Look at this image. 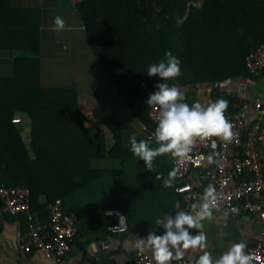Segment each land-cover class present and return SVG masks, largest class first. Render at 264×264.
Returning <instances> with one entry per match:
<instances>
[{"label": "trees", "instance_id": "trees-1", "mask_svg": "<svg viewBox=\"0 0 264 264\" xmlns=\"http://www.w3.org/2000/svg\"><path fill=\"white\" fill-rule=\"evenodd\" d=\"M74 7L98 68L139 124H150L145 101L158 82L144 72L164 58L166 50L181 61V74L169 84L187 87L253 77L245 58L264 45V0H81ZM37 29L11 43L12 74L0 75V185L27 187L30 212L42 223L48 221V206L55 200L71 213L72 201L84 189L96 191L106 209L118 208L132 219L157 195L142 188L130 191V185L140 181L134 177L121 179L113 170L93 167L94 161L105 159L134 164L127 160L133 156L130 148L121 144L122 133L131 127L103 106L96 108L93 119L113 138L107 148L103 131L87 125L79 90L42 86ZM222 98L228 102L224 112L239 110L236 98ZM20 115L29 122V141L20 122H12ZM142 133V139H148ZM173 180L182 208V197L175 192L179 180Z\"/></svg>", "mask_w": 264, "mask_h": 264}, {"label": "crops", "instance_id": "crops-1", "mask_svg": "<svg viewBox=\"0 0 264 264\" xmlns=\"http://www.w3.org/2000/svg\"><path fill=\"white\" fill-rule=\"evenodd\" d=\"M58 14L65 20V27L60 30L52 26L53 17ZM0 27V46L3 48L0 50L1 76L10 77L12 74L13 51L9 47L11 43L24 37L29 38L31 31L34 32L37 27L41 38L39 61L42 86L79 90V101L87 117V125L103 131L107 148L113 144L112 135L92 116L93 111L101 106L108 113L130 125L131 128L122 133L121 144L124 149L130 148L127 137L132 132L136 133L137 139L145 137L140 130V124L132 117L98 68L71 0H0ZM176 86L189 104L194 101L207 104L225 95L237 99L235 107L250 103L255 98L264 100V72L253 77L228 80L222 84L205 82L187 87ZM216 88L217 95L214 93ZM248 115L250 117L253 115L250 106ZM16 117L21 119L19 128L26 141H29L27 117L25 115ZM127 160L134 164L129 165L127 161L123 165L121 159L93 162L94 168L113 170L121 179L127 176L134 177L135 181L140 180L137 185H130V191L142 188L157 195L154 202L147 204L143 209L138 208L134 217L127 219L126 233L112 234L107 231L108 220L103 214L106 206L101 202L102 198L98 197L96 191L89 192L88 189H84L80 196L72 201L71 213L77 216V234L70 251L59 263L46 259L39 252L21 251L20 245L27 232L25 219L21 216L10 217L0 210V264H116L133 258L137 251H141L135 247L136 237H145L148 232L153 231L160 234L162 229L155 224V219L157 217L163 219L165 215L174 214L176 209L173 205L176 197L173 192L174 180L172 186L164 185V180L172 171L164 155L154 159L151 169L144 166V162L137 160L134 155ZM157 173H162V176L157 178ZM42 201L40 198V203ZM202 223V229L190 231L206 233L205 247L184 249L182 257L174 256L172 259L195 261L203 251H209L213 258H216L238 241L245 243L247 252L264 231L259 221L246 215L224 217L213 214ZM142 252L152 253V249L145 247Z\"/></svg>", "mask_w": 264, "mask_h": 264}, {"label": "built area", "instance_id": "built-area-1", "mask_svg": "<svg viewBox=\"0 0 264 264\" xmlns=\"http://www.w3.org/2000/svg\"><path fill=\"white\" fill-rule=\"evenodd\" d=\"M73 4L81 0H71ZM248 74L257 76L264 71V45H260L245 58ZM253 115H248V107ZM149 125L141 128L146 137L150 136L158 119V109L150 106ZM232 124L234 135L224 141L218 137L197 138L186 158L166 156L173 164L179 184L175 192L182 197L184 210L199 199L204 187L213 184L223 196L214 202V214L227 211L224 217L250 216L259 221L264 228V100L255 98L242 104L235 113L224 112ZM19 123V118L12 119ZM215 140V147L211 141ZM212 162H208V157ZM202 170V172H200ZM30 191L27 187H6L0 185V210L13 217H23L27 232L20 245L24 253L39 252L46 259L59 263L71 249L77 233V216L66 213L60 200L49 204V219L46 223L36 220L30 212ZM235 207L237 211L232 212ZM219 209L220 211H216ZM109 219L106 226L112 234L128 231L126 215L118 208L104 211ZM254 264H264V231L259 240L247 250ZM116 264H154L152 253L137 251L135 256ZM170 264H194V261L171 259Z\"/></svg>", "mask_w": 264, "mask_h": 264}, {"label": "clouds", "instance_id": "clouds-1", "mask_svg": "<svg viewBox=\"0 0 264 264\" xmlns=\"http://www.w3.org/2000/svg\"><path fill=\"white\" fill-rule=\"evenodd\" d=\"M52 26L56 30L65 27V20L61 15L53 17ZM181 61L171 50L164 52V58L147 66V76H155L158 82L155 90L148 94L146 103L158 109V119L150 136L156 142V146H150L152 141L137 139L136 133L132 132L127 137L130 151L142 160L144 166L151 169L154 159L163 154H170L176 158H186L192 150L197 138L218 137L227 141L234 135L232 124L224 116L227 108V100L217 98L207 104L194 101L191 104L185 101L184 94L169 80L181 74ZM141 128L146 127L140 124ZM215 140L211 145L215 147ZM208 157V162H212ZM176 175L175 170L170 171L168 178L164 180L165 186H172ZM162 173H157V178ZM223 194L209 183L199 196V199L191 203L190 210L181 208L179 201L173 207L174 214L165 215L163 219L157 217L155 224L162 229L160 234L155 231L148 232L145 237H136L135 247L143 250L145 247L152 249L154 264H170L171 259L180 258L184 255L183 250L188 248L205 247L206 233L204 231L192 232L191 229H202L203 221L214 214V202L220 200ZM220 211L219 209H215ZM232 212L237 211L235 207ZM221 215L226 216L227 211ZM245 243L238 241L223 251L218 257L213 258L209 251H203L194 261V264H252V257L245 251Z\"/></svg>", "mask_w": 264, "mask_h": 264}, {"label": "rangeland", "instance_id": "rangeland-1", "mask_svg": "<svg viewBox=\"0 0 264 264\" xmlns=\"http://www.w3.org/2000/svg\"><path fill=\"white\" fill-rule=\"evenodd\" d=\"M117 110V109H116ZM118 111H119V109H118Z\"/></svg>", "mask_w": 264, "mask_h": 264}]
</instances>
